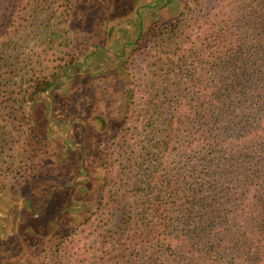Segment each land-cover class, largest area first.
<instances>
[{"label":"trees","instance_id":"1","mask_svg":"<svg viewBox=\"0 0 264 264\" xmlns=\"http://www.w3.org/2000/svg\"><path fill=\"white\" fill-rule=\"evenodd\" d=\"M177 2L127 45L147 95L119 120L97 115L110 127L95 208L32 240L26 264H264V0ZM75 11V0H0V194L19 198L13 183L55 153L34 126L36 97L99 53L100 33L73 40ZM57 43L60 57H41Z\"/></svg>","mask_w":264,"mask_h":264},{"label":"rangeland","instance_id":"2","mask_svg":"<svg viewBox=\"0 0 264 264\" xmlns=\"http://www.w3.org/2000/svg\"><path fill=\"white\" fill-rule=\"evenodd\" d=\"M155 1L75 0L72 38L87 46L89 36L100 33L99 53L81 54L76 70L55 78L32 104L34 126L51 140L55 153L31 162L25 179L13 183L19 198L9 196V188L0 194V264H26L32 240L51 228L46 236L69 230L95 208L100 189L97 146L110 127L97 115L119 120L133 95H147L135 89L141 77L139 57L124 66L132 50L124 43H134L151 22L171 19L179 11L177 0L160 9ZM182 43L186 46L184 39ZM57 45H43L41 57H60L63 49Z\"/></svg>","mask_w":264,"mask_h":264},{"label":"flooded vegetation","instance_id":"3","mask_svg":"<svg viewBox=\"0 0 264 264\" xmlns=\"http://www.w3.org/2000/svg\"><path fill=\"white\" fill-rule=\"evenodd\" d=\"M160 1L162 2V4H160ZM167 2H168V0H156L155 1V4H154V7H158L159 9L160 8H163L166 4H167ZM161 5V6H160ZM136 14H139V12L138 11H136ZM139 22H140V24H142V22H141V20L139 19ZM141 31H142V26H141ZM140 34H141V32H140ZM135 43V42H134ZM133 42L131 43V42H126V43H124V47H126L127 45H129V44H134ZM124 52V50L122 49V53ZM124 54V53H123ZM120 59L121 58H123V55H121L120 57H119ZM83 162V161H82Z\"/></svg>","mask_w":264,"mask_h":264}]
</instances>
